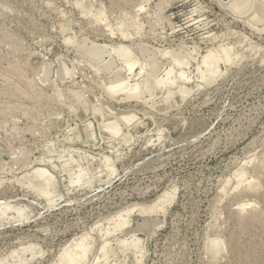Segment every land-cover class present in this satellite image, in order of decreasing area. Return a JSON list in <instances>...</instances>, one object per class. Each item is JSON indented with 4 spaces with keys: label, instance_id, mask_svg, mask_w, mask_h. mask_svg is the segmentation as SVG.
<instances>
[{
    "label": "rangeland",
    "instance_id": "rangeland-1",
    "mask_svg": "<svg viewBox=\"0 0 264 264\" xmlns=\"http://www.w3.org/2000/svg\"><path fill=\"white\" fill-rule=\"evenodd\" d=\"M236 1L0 0V202L26 211L0 221V262L68 264L64 252L84 236L82 264H264V23L252 24L256 0ZM95 44L132 47L148 67L158 60L191 79L164 90L159 68L115 92L123 58L113 64ZM219 45L241 55L204 83L197 59ZM155 47L194 57L156 60ZM121 114L136 121L101 136L95 119ZM42 164L57 177L54 201L26 175ZM132 234L135 250L120 241Z\"/></svg>",
    "mask_w": 264,
    "mask_h": 264
},
{
    "label": "bare ground",
    "instance_id": "bare-ground-1",
    "mask_svg": "<svg viewBox=\"0 0 264 264\" xmlns=\"http://www.w3.org/2000/svg\"><path fill=\"white\" fill-rule=\"evenodd\" d=\"M256 1H257L256 2V4H257L256 5L257 13L252 18V24H256L257 25V28H259L258 25L260 23L261 24L264 23V3H263L264 0H256ZM235 3L238 4V5H236L238 8H240V7L243 8L245 5H247V3L245 1L243 2V0H237ZM103 12H104V10H103ZM98 17H101V16L99 15ZM135 25H136V23H135ZM135 29H137V28H135ZM123 35H124V33H123ZM125 36H127V35L125 34L124 37ZM95 47H99L100 50H101V53L106 52V51L109 52V54L111 55L110 61L113 64L115 63L116 58H119V59H120V57L123 58V66L121 67V69L123 70V74L120 75L119 77L112 78L111 80L108 81V84H109L110 88L112 90H114L115 92L121 91L122 89H125V88H128V87H129V89L134 88L133 87V83L135 81L134 82L131 81V75H137L138 77H141L143 75V73H145V72L150 73L151 70H158L159 68H161L160 69V73L158 74V77L155 79V81H158V84H160V86L164 90H166V89H168L170 87H173L175 85L177 86L178 83L180 81H182V80H184V81H190V79H191L189 73H187V71L183 67L179 66L181 68L177 71V69L175 70L174 66H171V65H162L161 63L158 62L157 59L159 57L157 58V56H158V54L159 55L161 54V56H164V57L170 56V57H172V59H173V61L175 63L184 64L185 65V64H188L189 57H192V58L194 57V56H192V53H194V52H192V50L191 51L188 50L189 51L188 54L182 55L180 53H176V52L170 50L169 48L168 49L166 48V49H163V50H160V49L159 50H156V47H155V49H153L151 51L149 49L148 52L150 51L151 58H154V59L157 58L156 59L157 61H155L152 64H150V66L148 67L147 64L140 59V57H137V56H134L133 55V53H135V52L132 51V49H131L132 47L130 48L129 46H126V45H120V46L115 47V46H111V45H107V44H98V45L95 44ZM142 47H145V46L143 45ZM213 48L212 49L210 48L206 53L202 54L201 56L198 55V56H200V58L197 59V64H196L197 67H196V69H197V72L198 73L197 72L196 73L199 74L198 77L202 78V81L203 82H204V80L207 81V82L209 81L208 83H210L211 81L213 82V80L217 79L218 76H220L221 74H223L222 73L223 71H222V68H221V63L228 64V63H230V62L233 61L234 57L236 59L237 57L239 58V56L241 55V54L239 55V53L238 54L237 53H233L232 52L233 47H231V46H222V45H219L218 48H216V49H213ZM145 52H147V51H145ZM148 54H147V56H148ZM147 58H150V57H147ZM167 61L169 62V60H167ZM138 65H140V70L138 72H136L135 71V68H137ZM225 68H227V67H225ZM196 69H195V71H196ZM164 73L167 74L166 77H163V74ZM137 76H136V78H137ZM18 78L19 77H17V79ZM27 82H28V80H27ZM27 82H26V84H28V86H31L32 85V83L30 81L29 82L31 84L29 82L28 83ZM204 83H206V82H204ZM198 86H199V84H198ZM32 87H33V85H32ZM32 87H30V88H32ZM53 91H56V90H53ZM26 92L27 91L25 90V93ZM36 92L37 91H35V93ZM169 92H170V90L166 91V93H169ZM40 96L43 97V95H41V94H40ZM40 96H39V98L38 97L37 98L40 99ZM44 99H46V98H44ZM41 101H42V99H41ZM19 106H20V104H19ZM92 115H93V117H95L94 116L95 115V112H94L93 109H92ZM127 117H128L127 115L121 114V115H118V116L111 117L108 120H96L95 119V121L97 122V129L99 131V134L102 136V126L106 130H109V128L111 126L115 125V124H119L121 122H124L126 124V126H130L133 122L136 121V119L130 121ZM81 153L83 154V152H81ZM74 154H76V153H74ZM74 156H77V155H74ZM83 156H85V155H83ZM89 156H90V158L92 157L90 154L87 157H89ZM71 157L73 159V155H71ZM80 157H79V159H80ZM108 158L109 157H107V159L103 158V159H105V160H103V162L104 161H106V162L110 161ZM42 165L41 166L39 165L38 167L37 166L36 167H32V169L29 170L26 175L30 179V180L28 179L29 180V183L30 184L32 183L33 187H35L40 194L46 196L50 201H54L55 198H53V194L56 191L55 189H56V185H57V177H56V175L52 172V170L49 167L44 166V164H42ZM109 168H111V170H112V168H114V167L111 165ZM113 170H115V169H113ZM85 171H83V169H80L79 172L75 175L76 176L75 177V181H81L85 177V175L87 174ZM71 180H73L72 177H71ZM236 187H238V186H236ZM172 198H173V195L170 194V193H168V192L165 193V194H163V195H161V197H160V199H161L162 202H165V201H168V200H172ZM161 201H159V202H161ZM159 202H155L154 204L149 205V206H146V207H144V206H137V207L130 208L128 211H126V215H124V217H123V214H120L119 215V218H122V217L123 218H122V221H119L116 224L114 230L111 231V230L108 229V230H106V233L105 234L106 235H110L113 232H115L118 229H120L122 226L127 225L130 222V216H131L132 212H134V211L136 212V210H137V212L139 211V212H148V213H153V212L157 211V208H158V206L160 204ZM250 211L252 212V210H250ZM25 212H26L25 211V208H23V207H17L15 205H12L8 201H2V202H0V221H2L3 218H7V220H8L10 218V213L11 214L12 213L14 214V215L11 216L13 218L14 217H18V218L21 217L22 218L23 215L25 216V214H26ZM249 221H251V218L250 219H247V222H249ZM246 225H247V223H246ZM140 240L141 239L139 237H136V234H132L131 235V241H129V242H128V240H123V241L120 240V241L122 243H128V244H130V246H133V248L135 250V249H137L139 247ZM107 244H108V242H107V240H105L104 244L102 245V247L100 249H102L104 252H106ZM120 245H122V244H120ZM32 247L29 246V247L25 248V250H31L33 252L34 249ZM89 250H90L89 249V246L84 243V236H83V237H81L80 241L73 243L71 245V247L69 246V248L66 249V251L64 252V259L67 261L68 264H72L73 262L82 264V263H84L83 260L87 256V253H88ZM9 255L12 256V257L16 255L20 259V262L21 261L22 262L24 261L21 258L23 256H20L19 255V251L14 250ZM6 261H7V259L4 258V259L1 260L0 264H5V263H7ZM111 264H113V263H111Z\"/></svg>",
    "mask_w": 264,
    "mask_h": 264
}]
</instances>
